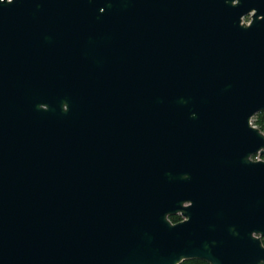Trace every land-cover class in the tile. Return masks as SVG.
<instances>
[{"label":"water","instance_id":"water-1","mask_svg":"<svg viewBox=\"0 0 264 264\" xmlns=\"http://www.w3.org/2000/svg\"><path fill=\"white\" fill-rule=\"evenodd\" d=\"M245 8L0 0V264H264Z\"/></svg>","mask_w":264,"mask_h":264},{"label":"trees","instance_id":"trees-1","mask_svg":"<svg viewBox=\"0 0 264 264\" xmlns=\"http://www.w3.org/2000/svg\"><path fill=\"white\" fill-rule=\"evenodd\" d=\"M253 122L257 125L262 131H264V111L257 113L254 118ZM264 158V155L262 156ZM171 219L176 222L182 219L180 215H172ZM264 243V237H263ZM179 264H212L210 261L202 259V258H187L181 261Z\"/></svg>","mask_w":264,"mask_h":264},{"label":"flooded vegetation","instance_id":"flooded-vegetation-1","mask_svg":"<svg viewBox=\"0 0 264 264\" xmlns=\"http://www.w3.org/2000/svg\"><path fill=\"white\" fill-rule=\"evenodd\" d=\"M252 4H253V2H252ZM252 4H250L249 6H251ZM245 9H246V8H245ZM257 13H259V18H260V19H264V8H262V9L260 10V12H259V10L255 9V8H247L246 10H244L243 15H242V17H241V25H244V26L247 27V28H248L249 26H252V24H253V20H254V16H255ZM254 26H255V25H254ZM257 27H260V29L262 30V29L264 28V22L262 23V26L257 25V26H255V27H253L254 30H255ZM252 33H254V31H253ZM262 156H263V155H262ZM255 157H256V155L253 156L254 159H256ZM262 159H264V158L262 157Z\"/></svg>","mask_w":264,"mask_h":264},{"label":"built area","instance_id":"built-area-1","mask_svg":"<svg viewBox=\"0 0 264 264\" xmlns=\"http://www.w3.org/2000/svg\"><path fill=\"white\" fill-rule=\"evenodd\" d=\"M253 124H254V122H253ZM255 125V124H254ZM257 126V125H256ZM256 159H262V155H260V154H258V155H256V157H255Z\"/></svg>","mask_w":264,"mask_h":264}]
</instances>
